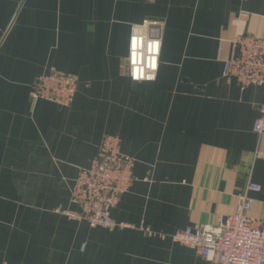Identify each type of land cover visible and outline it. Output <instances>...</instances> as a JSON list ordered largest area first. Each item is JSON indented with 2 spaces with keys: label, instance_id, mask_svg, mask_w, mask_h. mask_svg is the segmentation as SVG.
Wrapping results in <instances>:
<instances>
[{
  "label": "crops",
  "instance_id": "obj_1",
  "mask_svg": "<svg viewBox=\"0 0 264 264\" xmlns=\"http://www.w3.org/2000/svg\"><path fill=\"white\" fill-rule=\"evenodd\" d=\"M143 20L160 26L151 82L128 74ZM245 35L264 39V0H0V264H217L169 236L234 214L245 192L264 217V88L222 73ZM51 71L77 80L67 107L30 95ZM107 134L134 160L111 210L124 227L67 216Z\"/></svg>",
  "mask_w": 264,
  "mask_h": 264
},
{
  "label": "built area",
  "instance_id": "obj_2",
  "mask_svg": "<svg viewBox=\"0 0 264 264\" xmlns=\"http://www.w3.org/2000/svg\"><path fill=\"white\" fill-rule=\"evenodd\" d=\"M160 26L157 22L143 20L131 26L128 54V74L134 81L155 80L160 53ZM237 53L223 65V77L233 78L240 90L248 86L264 88V39L251 35L238 36ZM77 89L75 77L51 71L36 78L30 95L57 106L67 107ZM253 132L264 134V101ZM133 158L121 152L120 138L107 134L98 145L88 165L81 168L71 189V202L79 213H67L72 219L85 220L91 227H124L117 224L111 210L133 182ZM247 191L257 192L259 186L248 182ZM234 214L219 217L214 224L185 227L169 237L173 242L193 249L205 260L217 264H264V217L246 214L253 206V199L246 192L237 196ZM140 230L146 231L143 227Z\"/></svg>",
  "mask_w": 264,
  "mask_h": 264
}]
</instances>
